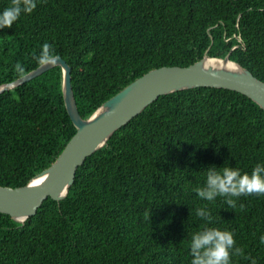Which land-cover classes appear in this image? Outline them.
Listing matches in <instances>:
<instances>
[{"label": "trees", "instance_id": "16d2710c", "mask_svg": "<svg viewBox=\"0 0 264 264\" xmlns=\"http://www.w3.org/2000/svg\"><path fill=\"white\" fill-rule=\"evenodd\" d=\"M10 0H0V9ZM44 44L73 68L80 114L148 72L206 54L264 81V0H37L0 28V85L37 69ZM19 64V68L16 66ZM77 130L56 67L0 96V185L23 187L49 168ZM250 172L264 162V110L228 89L160 97L79 167L68 197L47 199L24 224L0 212V264H190L188 238L204 226L233 232L232 264H264V194L205 202L192 190L205 167Z\"/></svg>", "mask_w": 264, "mask_h": 264}, {"label": "water", "instance_id": "95a60500", "mask_svg": "<svg viewBox=\"0 0 264 264\" xmlns=\"http://www.w3.org/2000/svg\"><path fill=\"white\" fill-rule=\"evenodd\" d=\"M233 50L225 58L206 54L188 67L154 69L104 102L89 118L80 114L72 84V66L61 56L11 83L0 85L5 92L60 67L65 107L77 132L56 161L23 187L0 185V212L24 224L35 216L43 203L51 198L65 200L74 185L76 174L85 161L107 145L113 135L160 97L197 88L228 89L238 92L264 110V81L231 60Z\"/></svg>", "mask_w": 264, "mask_h": 264}, {"label": "clouds", "instance_id": "9594fccd", "mask_svg": "<svg viewBox=\"0 0 264 264\" xmlns=\"http://www.w3.org/2000/svg\"><path fill=\"white\" fill-rule=\"evenodd\" d=\"M36 7L37 0H10L0 9V28H11L22 15L31 14ZM56 59L48 44H44L35 57L41 65ZM16 67L19 68V64ZM204 169L203 182L192 189L201 201L214 202L222 198L223 203L231 208L241 196L264 194V162L257 163L250 172H241L225 162L221 167L210 165ZM195 216L205 223L188 238L190 264H232L231 258L242 253V249L236 246L233 232L212 226V212L207 204L195 207ZM260 242L264 244V235L260 236Z\"/></svg>", "mask_w": 264, "mask_h": 264}]
</instances>
